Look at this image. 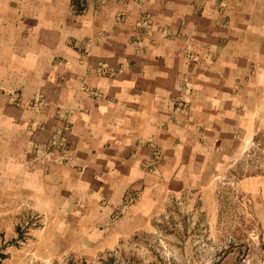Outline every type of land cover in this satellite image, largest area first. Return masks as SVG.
<instances>
[{
  "label": "crops",
  "instance_id": "crops-1",
  "mask_svg": "<svg viewBox=\"0 0 264 264\" xmlns=\"http://www.w3.org/2000/svg\"><path fill=\"white\" fill-rule=\"evenodd\" d=\"M261 133L264 0H0V216L25 205L41 257L153 231ZM239 187L260 240L183 264H264V173Z\"/></svg>",
  "mask_w": 264,
  "mask_h": 264
},
{
  "label": "rangeland",
  "instance_id": "rangeland-1",
  "mask_svg": "<svg viewBox=\"0 0 264 264\" xmlns=\"http://www.w3.org/2000/svg\"><path fill=\"white\" fill-rule=\"evenodd\" d=\"M259 172L264 173L262 133L233 167L208 180L204 194H191L168 203L154 218L153 231L141 232L113 251L95 257L80 252L63 258L41 257V246L45 245H39L42 237L37 234L43 226L38 218L28 214L25 205L20 204L15 213H9V205L1 204L0 264L213 263L234 248L247 255L260 240L261 228L239 183L243 177Z\"/></svg>",
  "mask_w": 264,
  "mask_h": 264
}]
</instances>
